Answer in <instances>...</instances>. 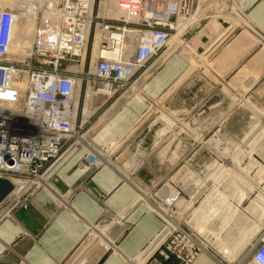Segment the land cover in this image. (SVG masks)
Returning <instances> with one entry per match:
<instances>
[{
    "label": "crops",
    "instance_id": "1",
    "mask_svg": "<svg viewBox=\"0 0 264 264\" xmlns=\"http://www.w3.org/2000/svg\"><path fill=\"white\" fill-rule=\"evenodd\" d=\"M232 4L233 10H219L182 30L151 59L124 100L107 110L91 141L100 148L118 143L113 150L118 168L105 155L109 163L90 172L82 148L66 149L48 168L44 177L53 192L36 190L26 209L0 222V264H145L169 227L138 205V191L160 186L167 176L160 187L170 193L174 173L166 170L171 166L159 172L151 170V161L193 158L197 152L184 148L195 143L213 160L240 163L226 167L237 172H210L202 201L193 206L181 198L178 211L192 213L198 231L234 255L257 235L264 222V176L256 172L264 168L250 164L242 172L241 153L264 130V0ZM151 104L166 120L153 134L145 120ZM233 138L239 145L224 154L219 144ZM257 153L248 158L264 161V145ZM193 264L214 263L201 255Z\"/></svg>",
    "mask_w": 264,
    "mask_h": 264
},
{
    "label": "built area",
    "instance_id": "2",
    "mask_svg": "<svg viewBox=\"0 0 264 264\" xmlns=\"http://www.w3.org/2000/svg\"><path fill=\"white\" fill-rule=\"evenodd\" d=\"M232 3L233 0H115L120 12L129 17L108 18L94 12V0H60L55 10L57 24L52 19L44 20L48 6L37 4L31 8L37 10L33 39L22 59L11 56L9 50V33L19 20L18 13L0 7V177L12 183V190L0 202V222L10 218L15 210L26 209L36 190L53 192L44 175L66 149H84L90 172L109 163L107 149L93 146L85 122L76 120L77 86L83 81L92 82V95L113 98L118 88L131 87L151 59L175 37H181L182 30L215 17L219 10H233ZM202 10L205 16L200 15ZM125 29L137 30L135 50L129 59L122 62L101 57L103 50L118 43L116 37ZM90 33L92 45L96 34L99 36V56L90 72L83 75L74 67L86 58ZM104 86L110 93L100 89ZM125 91L117 98L119 101ZM172 185L169 200L159 197L154 188L138 191L141 204L161 219L163 227H169L150 256V263L163 264L173 259L177 264H193L205 255L217 264H264V231L249 240L250 245L243 252L233 256L225 248L216 247L213 237L198 231L192 213L180 214L177 202L190 195L175 181ZM206 190L197 191H201V196Z\"/></svg>",
    "mask_w": 264,
    "mask_h": 264
},
{
    "label": "rangeland",
    "instance_id": "3",
    "mask_svg": "<svg viewBox=\"0 0 264 264\" xmlns=\"http://www.w3.org/2000/svg\"><path fill=\"white\" fill-rule=\"evenodd\" d=\"M32 1H33V3L31 2V0H19L18 3L16 4L14 2V0H0V7L1 8L11 9V10L15 9L18 13L19 20H16V23H14L13 29L10 33V39H9V45H10L9 50L12 54L11 56H13L16 59H22L24 57V55L29 52L28 50L31 46L30 44H31V41L33 39V28H34V23L36 21V12H37V10H31V8L33 6L37 7V4L41 5V4L45 3L48 6V9H50V10H48V9L44 10V13H43V19L47 20L50 15L52 17H53V15H56L55 8H57L59 6L58 0H53L54 3H51V2H53L51 0H50L51 2H49V0H38V1L32 0ZM103 1L104 0H94L93 10L98 15L103 13V11H102L103 10V8H102ZM106 1L108 2L106 10H114V11H113V13H111L109 15H105V17L109 16V18H111V16H113V18H115L114 14H120V13H118V12H120V11H118L119 9L117 8L116 4H112L110 2V0H106ZM114 3H115V1H114ZM50 12H52V13H50ZM48 14H49V16H48ZM52 17H50V18H52ZM227 21H229V20H227ZM16 32H17V34L21 33L22 36L20 34H18L20 36H17ZM92 32L93 31H91V33ZM91 33H90L88 40H87V43L85 45L86 58L84 59V61L77 63V66L74 67L76 71H78L79 73H81L83 75L90 72V69L93 65L94 59H96L97 56H99V50L97 48V45H98L97 42H98L99 36H97V34H96V37H95L96 41L92 45L93 40H92V34ZM129 43H130L129 39H125V44H124V49H123V52H124L123 54H125V57L133 54L134 50H135V40L133 39L131 44H129ZM129 46H130V48L128 49ZM93 47L95 48L94 52H93ZM127 49L129 50V52ZM97 51H98V53H97ZM125 51H127V52H125ZM91 56H93V58H91ZM147 67H148V65L146 66V68ZM72 69H73V66L71 67V70ZM136 77L137 76H135L133 79L135 80ZM127 87L128 86L124 87L123 89L118 88V90L116 91V95L113 98H107V96H102V95H92V94H94L93 88H92V82L83 81L80 84V86L77 88V90L75 92V97H74V104H75V107L77 108V112H76L75 117H76L77 121L85 122V129H89V132L91 134V136H90L91 138H93L92 133L94 130H96L97 125L100 124L104 120L105 114L109 112L107 110L110 108V111H111L112 109H114L116 107L117 104L120 103V101L124 100V96H123L121 98V100L119 101V103L116 102V99L121 96L123 91L127 90L129 88V87L128 88ZM134 88L137 89L136 87H134ZM157 104H161L162 106L165 107V104L162 101H157L155 103V105H157ZM152 107L153 106L151 104L149 106V110L145 116V120H147L146 122L148 124L149 123L151 124V133L150 134H153V130L154 129L156 130L161 124H164L163 120H165L161 116L160 112L159 111L154 112V110H152L153 109ZM249 129L250 128L246 129L245 133H243L242 136H240V137H244ZM213 132H214V130H211V132L208 134L207 137L212 135ZM255 138H256L255 140H257V142L255 141V143L253 142V144H249L245 148L246 151H243L241 153L242 154L241 155V158H242V160H241L242 168L241 169L243 170L242 172H246L244 170H246L247 169L246 167H249L250 164H252V165L254 164L256 166H260V167L264 168V161L261 160L258 162H255V161L252 162L248 158V157H250L248 155V153L249 154L251 153V155H253L254 157L257 156V154H258L257 149L264 145V130L263 131L261 130V132H256ZM236 140L239 141V139H236ZM236 140H234V138H233V139L228 140L227 143H225L224 145L219 144L220 146L219 145L218 146L221 147V151L224 154H230V152L233 151V148H235L239 145V143L236 146H234L232 144V142H234ZM92 141H93V139H92ZM229 141H231V142L228 143ZM117 144L118 143H116V146H117ZM116 146L114 148H107V146H104L103 149H107V152L105 153V155H107L109 157V159H111L113 166L118 168V166L116 165L114 158H113V150L116 148ZM96 147H97V145H96ZM100 147H102V146H98V148H100ZM219 147H217V148H219ZM181 148L183 149L184 147L181 146ZM184 149H188V150L193 149L194 152H197V153H196L195 157H193V158L190 155H188V156H186V157L184 156L182 159H180V155H179L178 159L176 161H172V162H169V161H161L160 162L159 159L152 160L151 161V170H153L152 168H154V169H157L159 172H161V169H162V171H164L165 169H169V167L171 166V169L166 170V172H172V174L174 173V180L177 182L178 186L180 185L181 188H184L186 190V194L188 193V195H190L189 199L192 201L191 204L194 203V201H197L199 199L200 200L198 202H200V201H202V198H204L205 194L200 196L201 191H197V190L198 189L203 190V188L206 187V183L208 184L207 179L211 175L210 172H220L219 174L221 175L223 170L226 169V167H228L229 165L240 163V162H235L232 160H222V161L213 160V158L211 157V154L206 152L205 149H203L201 144L195 143L193 146L189 145V146H187V148H184ZM232 154H234V153H232ZM226 156H228V155H226ZM171 163L173 165H171ZM228 169H229V171H226V172H230V171L237 172V171L231 170L230 168H228ZM228 169H226V170H228ZM146 170H148V169H146ZM119 171H121V170H119ZM256 173L259 174L260 177L264 176V172H256ZM236 177L237 176H234V178H232V179H234V181H235L237 179ZM167 178H168L167 176L165 178H162V182L161 183L159 182L160 185H164V183L168 182ZM227 178H229V177H227ZM157 185L154 187V190H156L155 193L159 197H162V198H165L166 200H169V197L171 196L170 193L168 191L162 190L160 186L157 187ZM239 186H241V185H239ZM146 191H150V190H145L144 192H146ZM171 191H172V189H171ZM193 191H195V192H193ZM196 191L199 192V194H198L199 198L196 195ZM252 195L253 194H251V196ZM181 198H184V197H181ZM184 199H186V198H184ZM142 202H143V200H142ZM138 205L144 207V205L141 204V200L138 201ZM235 211L238 212L239 214H241L240 213L241 209H239V206L236 207ZM232 216H234V215H232ZM232 216L230 218H232ZM225 219H226V217H225ZM232 219H234V217ZM262 231H264V222L261 225H258L257 230L254 233V234L257 233V235H254V239H252V240H255L257 238V236ZM99 242L102 243L103 241H99ZM249 245H250V242H248V244L245 246V248L241 252H243ZM240 250H241V248H239L235 253L236 254L239 253ZM149 261H150V259H148V261L145 264H153V263H150ZM172 262H173V259L170 262H164L163 264H170ZM213 263L217 264L215 261H213ZM248 264H253V263H248Z\"/></svg>",
    "mask_w": 264,
    "mask_h": 264
},
{
    "label": "bare ground",
    "instance_id": "4",
    "mask_svg": "<svg viewBox=\"0 0 264 264\" xmlns=\"http://www.w3.org/2000/svg\"><path fill=\"white\" fill-rule=\"evenodd\" d=\"M18 1L19 0H14V2L17 4L18 3ZM38 1V0H37ZM36 1V2H37ZM51 1H53V0H51ZM50 0H49V2H51ZM59 2H60V0H58ZM114 1L115 0H110V2L112 3V4H115L114 3ZM27 2V1H26ZM31 2L33 3V1L31 0ZM59 2H58V4H59ZM20 3V2H19ZM25 3V2H24ZM51 3H54V1L53 2H51ZM50 3V4H51ZM107 1L106 0H104L103 1V3H102V8H103V13L102 14H100L99 16H105V15H109V14H111V13H113V11L114 10H106L107 9ZM52 5V4H51ZM50 5V6H51ZM38 6V5H37ZM53 6V5H52ZM56 7V6H55ZM50 10V9H49ZM55 10H57V8H55ZM117 11V10H116ZM118 11H120V10H118ZM46 13V12H45ZM50 13H52V12H50ZM49 13V14H50ZM118 13H120V14H114V17H119V16H128V14L127 13H125V12H118ZM49 14H48V16H49ZM50 17H52L51 15L49 16V18L47 19V21H49L50 19H52V20H50L51 22H53V24H56L57 22H58V15L56 14V15H53V17L52 18H50ZM129 17V16H128ZM108 18H109V16H108ZM111 18H113V16H111ZM130 19V18H129ZM131 20V19H130ZM132 20H134L133 18H132ZM14 25V24H13ZM13 25H12V27H11V29H10V33H11V31H12V29H13ZM136 31L137 30H132V29H125L124 30V32H123V34H120V35H117V37L116 38H118L119 40H118V43L117 44H115L111 49H109V50H103L102 52H101V57H105V58H108V59H113V60H119V61H127L128 59H129V57L132 55H130V56H126L125 57V54H123L124 52H123V49H124V44H125V39H129V37L130 36H134V40H135V36H136ZM10 33H9V35H10ZM16 34H17V32H16ZM18 34H20L21 36H22V34L21 33H18ZM17 34V36H20V35H18ZM129 34H130V36H129ZM25 37V36H24ZM9 39H10V37H9ZM96 41V39L94 40V42ZM94 42H93V44H94ZM10 46V45H9ZM129 48V47H128ZM94 50H95V48L93 47V52H94ZM128 50V49H127ZM125 52H127V51H125ZM128 52H129V50H128ZM132 52V51H131ZM97 53H98V51H97ZM98 57V56H97ZM73 70V69H72ZM79 86H77L76 87V89H75V92H76V90H77V88H78ZM101 89V88H100ZM101 90H103V92H106L107 94L108 93H110V92H108L109 91V88L108 87H103ZM74 96H75V94H74ZM188 210V209H187ZM182 211V210H181ZM185 211H186V209H185ZM185 211H182V212H180V214L182 215ZM188 212V211H187Z\"/></svg>",
    "mask_w": 264,
    "mask_h": 264
},
{
    "label": "water",
    "instance_id": "5",
    "mask_svg": "<svg viewBox=\"0 0 264 264\" xmlns=\"http://www.w3.org/2000/svg\"><path fill=\"white\" fill-rule=\"evenodd\" d=\"M12 190V183L3 177H0V202Z\"/></svg>",
    "mask_w": 264,
    "mask_h": 264
}]
</instances>
